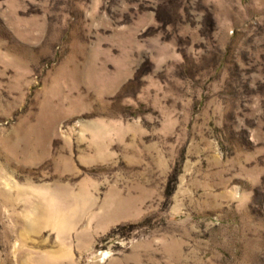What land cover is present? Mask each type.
Here are the masks:
<instances>
[{
    "label": "rangeland",
    "instance_id": "1",
    "mask_svg": "<svg viewBox=\"0 0 264 264\" xmlns=\"http://www.w3.org/2000/svg\"><path fill=\"white\" fill-rule=\"evenodd\" d=\"M0 264H264V0H0Z\"/></svg>",
    "mask_w": 264,
    "mask_h": 264
}]
</instances>
